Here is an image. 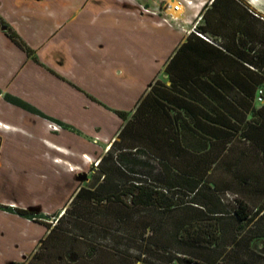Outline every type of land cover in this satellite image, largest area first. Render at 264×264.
<instances>
[{
	"label": "crops",
	"instance_id": "crops-1",
	"mask_svg": "<svg viewBox=\"0 0 264 264\" xmlns=\"http://www.w3.org/2000/svg\"><path fill=\"white\" fill-rule=\"evenodd\" d=\"M258 6V0H0V16L45 66L0 28V171L5 167V178L26 191L20 197L4 191L0 205L45 215L65 211L91 181L83 173L113 169L104 161L125 130L124 140H141L138 146L153 140L166 163L157 179L162 185H176V175L194 179L197 172L208 181L202 184L240 194L264 216V102L258 101L264 91V12ZM141 8L161 11L153 16ZM172 15L181 18L180 26L163 21ZM7 91L78 132L53 130L48 119L5 102ZM5 135L15 138L11 144L3 142ZM175 139L219 144L195 152L178 148ZM128 161L123 168L137 169ZM45 187V202L31 199L34 189ZM194 214L190 223L198 219ZM0 219L15 228L5 230L16 242H0V264L23 261L46 228L3 209ZM222 220L219 233L226 229Z\"/></svg>",
	"mask_w": 264,
	"mask_h": 264
},
{
	"label": "rangeland",
	"instance_id": "rangeland-1",
	"mask_svg": "<svg viewBox=\"0 0 264 264\" xmlns=\"http://www.w3.org/2000/svg\"><path fill=\"white\" fill-rule=\"evenodd\" d=\"M258 2L263 4L258 8L264 12V0H258ZM260 16L264 18V13ZM33 51L35 52V50ZM29 59L45 68L38 57L37 61L32 57ZM57 77L75 87L61 75H57ZM0 93L2 92L0 91ZM6 96L20 99L7 91L5 95L3 94V99L7 103H11V101L10 97ZM100 105L103 104L100 103ZM105 108L108 107L105 106ZM17 122L18 126L22 125L19 121ZM49 124L51 128L56 126L57 130L62 128L59 123L52 120H49ZM21 127L26 130L29 125L24 124ZM72 132L77 133L78 131L72 130ZM14 139H10L7 135L3 136V142L6 145L11 144ZM231 142L233 139L229 144ZM150 143L152 144V141H149L148 145L142 144L136 150L133 146H138V141L120 140V143L113 148V155L104 161V164H112L113 169L105 170L103 168L96 171L95 174L83 173L84 176L90 174L91 181L82 187L86 192L76 203L72 204L75 197L71 200L66 208L67 212L45 215L28 210L37 219L23 217L26 223L32 222L34 228L43 226L46 228V232L41 236L43 240H36L33 250L23 261H18V263L41 264L50 257L53 259L52 261H55L53 264H58L53 258L54 255H60L67 249L68 252H75L82 258L77 264H210L214 260L217 261V264H264V216H258L259 212L256 213L255 208L249 204H246L249 221H238L235 217L230 216V213L221 218L224 220L221 224L222 229L224 227L226 229L220 234L218 248L215 247L214 255L208 252L209 245L207 243L198 244L187 237L188 234H191L189 229L192 221L190 223L189 220L192 219V214L195 213L198 220H202L201 223L208 218L203 217L200 208L193 205V194L180 188L171 189L157 181L159 176L166 173V163H160L159 166L152 163V157L161 160L162 158L158 155L160 153L155 151V146ZM128 144L134 145L128 147ZM216 144L217 140L212 141L210 149H215ZM231 146L233 144L228 145V147ZM123 155L124 159H128V162L137 169L123 168ZM98 162L100 163V161ZM4 169L5 167L0 171V194L7 191V193L20 197V194L26 191L16 185V180L11 183L10 179H6ZM104 174H107V177L100 182L99 180ZM192 174L196 180L208 182L197 175V172ZM212 178L213 175H210L208 180H212ZM127 179L135 180V182L146 181L155 188L164 190L174 205L172 207L158 204L133 205L132 195L127 194V188L130 187L126 185ZM40 189L33 190L32 200L43 201L46 196L44 193L46 187L43 188V192ZM49 189L51 192L55 191L53 185H50ZM220 191L219 194L226 209L233 210L235 208L233 198L237 197L242 202L245 201L240 194L233 191ZM89 193L94 194L93 199ZM42 215L44 218H40ZM226 219H230L231 222L227 223ZM233 221L237 223L234 225ZM20 228H22L21 224L16 227V230L18 231ZM53 228L54 231L51 232ZM5 229L8 232L15 230L13 226L6 228L4 224L0 223V242L16 244L15 240H8V232L6 233ZM34 233L37 239L36 231ZM179 252H183V254H179ZM38 256L39 259H37Z\"/></svg>",
	"mask_w": 264,
	"mask_h": 264
},
{
	"label": "trees",
	"instance_id": "trees-1",
	"mask_svg": "<svg viewBox=\"0 0 264 264\" xmlns=\"http://www.w3.org/2000/svg\"><path fill=\"white\" fill-rule=\"evenodd\" d=\"M0 28L5 29L6 35L18 47H20L22 50H24L29 57H32L36 61L38 60L36 55H35V52L20 38V36L11 28V26L9 24H7L3 20V18L1 16H0ZM210 43H212V42H210ZM263 93H264V91H263ZM6 97H10L11 103H13L17 107H20V108H22V109H24V110H26L32 114L40 116L42 118L57 122L65 129H69V130H73V131L77 132V130H75L73 127H70V126H68V125H66V124H64L58 120H55L53 118L46 116L45 114H43L42 112H40L39 110H37L36 108H34L33 106L24 102L21 99L13 98L11 96H6ZM262 97L264 99V94ZM258 98H259V92H258ZM259 102L262 103V102H264V100L259 101ZM114 112L119 117H121L123 119H127V117H128V114H126V113H122L120 111H114ZM131 124L132 123H130V125ZM128 125H129V123H127V126L125 127V129L128 128ZM124 131H122L119 134V136L121 137V141L125 139L124 138V135H125ZM130 140H132L133 142L141 141V140H138L135 138H132ZM149 141H153V140H149ZM207 141L209 144L207 143ZM212 141H216V140H199V139H192V140L181 139V140H179V139H175L174 143L177 144V146H179L178 148H180V146L183 145L184 147H186L188 149H191L195 152H199V151H201V149L206 148L207 145L211 146ZM230 141L231 140H223L224 143H228V144L230 143ZM244 141H245L244 143L248 144L247 143L248 140H244ZM118 143H120V142L115 141L113 143L111 149L114 148V146ZM218 144L219 143L217 140L216 145H218ZM133 145L134 144H128L129 147H131ZM133 147L136 148V150H137V148L139 146L135 145ZM105 159L106 158L102 159L100 161V163L103 162ZM152 159H153L152 163L154 165L159 166L160 163H163V161L157 157H152ZM174 182L176 185L168 186V187L171 189L180 188L182 190H185V191L193 194V198H192L193 204L201 206L205 210L207 215H208V211H210L209 213H211V215H212L211 217H213V218H211L209 220L207 219L203 223H201L202 220L201 221L198 219L195 221L193 220L192 223L190 224L191 227L189 229V232H191V234L190 235L188 234L187 237L193 239L194 242L198 243V244L207 243L209 245L207 247V250L211 255H214V252L216 251L215 247L218 248V244H219V240H220V234H221V233H219L218 224H219L222 217H225L226 214L230 213L229 215L232 217H235L238 221H247V220L249 221L248 207L239 198L236 197V198L232 199L235 208H233V210H230V209H226L225 203L223 202V200L219 194L221 192L220 190L211 189L208 186H206L205 184H202L201 181L196 180V178L190 179L189 177H186V176L181 177V176L176 175ZM85 192H86V190L81 188L80 191L78 192V194L75 196L72 204L76 203L85 194ZM166 193L167 192H164V190L157 189L146 181L133 182L130 185V187L127 188V194L132 195L133 205H135V206H148V205H152V204H155V205L158 204V205H163L164 207H172L174 204H173L171 198L168 197ZM89 194L91 195V198L94 196V194H91V193H89ZM201 197H203L202 199L205 198L206 202H208V203L204 202L201 199ZM210 204H211V206H210ZM0 209L6 210L9 212H16L18 215L25 217V218L30 217L29 219H31V218L37 219V218H35V216H33L34 214L30 213L27 210L12 208V207H8V206H1V205H0ZM67 210L68 209H66L65 212H67ZM65 212H64L63 216L65 215ZM40 218H44V216L42 215ZM52 231H54V228L51 230V232ZM179 254H183V252H179ZM210 264H217V261L215 262V260H214Z\"/></svg>",
	"mask_w": 264,
	"mask_h": 264
},
{
	"label": "built area",
	"instance_id": "built-area-1",
	"mask_svg": "<svg viewBox=\"0 0 264 264\" xmlns=\"http://www.w3.org/2000/svg\"><path fill=\"white\" fill-rule=\"evenodd\" d=\"M187 4L188 5H192V2L191 1H187ZM142 9V12L145 13V14H149V15H153V16H156L160 13L161 9H155V10H152V9H149V8H141ZM180 10V4H177L173 7V11H179ZM163 21L168 24L169 26H180V23H181V18L179 16H176V15H172V16H168V17H165L163 18ZM194 33H196L198 36H200L201 38L205 39L206 41L208 42H212L209 38H207L206 36H204L203 34L197 32L195 30V28L192 29ZM263 91L260 90L259 91V98L258 100L259 101H263ZM53 130H57L56 126H53L52 127ZM99 162L96 163V166H98Z\"/></svg>",
	"mask_w": 264,
	"mask_h": 264
},
{
	"label": "flooded vegetation",
	"instance_id": "flooded-vegetation-1",
	"mask_svg": "<svg viewBox=\"0 0 264 264\" xmlns=\"http://www.w3.org/2000/svg\"><path fill=\"white\" fill-rule=\"evenodd\" d=\"M44 248L45 247L43 246V249ZM68 251L69 250L66 249L63 253L61 252L62 254H60V255H54L53 258L56 259V261L58 262V264H77V262L80 259H82L75 252H68ZM48 258L50 259V257H48ZM37 259H39V256H38ZM49 259H47L46 261H43L41 264H53L55 262V261H52L53 259H50V260ZM13 264H26V263L25 262H20V263L15 262ZM27 264H31V262H28ZM33 264H36V263L34 262Z\"/></svg>",
	"mask_w": 264,
	"mask_h": 264
},
{
	"label": "bare ground",
	"instance_id": "bare-ground-1",
	"mask_svg": "<svg viewBox=\"0 0 264 264\" xmlns=\"http://www.w3.org/2000/svg\"><path fill=\"white\" fill-rule=\"evenodd\" d=\"M56 125V124H55Z\"/></svg>",
	"mask_w": 264,
	"mask_h": 264
},
{
	"label": "water",
	"instance_id": "water-1",
	"mask_svg": "<svg viewBox=\"0 0 264 264\" xmlns=\"http://www.w3.org/2000/svg\"><path fill=\"white\" fill-rule=\"evenodd\" d=\"M4 30V29H3Z\"/></svg>",
	"mask_w": 264,
	"mask_h": 264
}]
</instances>
